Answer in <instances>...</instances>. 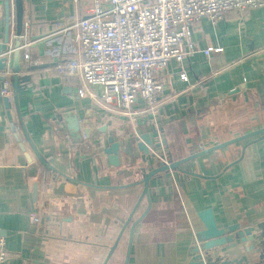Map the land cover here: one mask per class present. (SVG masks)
I'll list each match as a JSON object with an SVG mask.
<instances>
[{"label":"crops","instance_id":"0c3cea01","mask_svg":"<svg viewBox=\"0 0 264 264\" xmlns=\"http://www.w3.org/2000/svg\"><path fill=\"white\" fill-rule=\"evenodd\" d=\"M92 7L91 0H23L20 44L29 47L27 60L19 49L20 62L35 69L22 73L30 81L18 95L20 114L11 97L7 109L0 96V237L8 252L1 264H102L143 191L137 182L146 165L135 136L164 139L167 147L153 152L169 153L175 162L264 127V8L195 23L191 39L198 51L154 73L162 95L153 112L138 114L132 124L115 102L104 108L78 98L77 79L55 71L76 55L72 26ZM12 10L10 5V44ZM5 24L0 0V42ZM209 47L221 51L206 56L202 51ZM144 108L137 100L135 110ZM67 113L90 129L88 138L68 134L60 120ZM109 136L119 144L118 166L103 152ZM250 141L184 163L180 168L188 175L169 171L152 178L107 264H123L130 227L143 214L132 231L128 264H186L194 234L204 229L198 213L208 209L219 228L237 224L260 233L264 137ZM32 146L55 172L39 162ZM148 158L154 168L160 161ZM242 252L235 241L219 253L235 258Z\"/></svg>","mask_w":264,"mask_h":264},{"label":"built area","instance_id":"2783aa9c","mask_svg":"<svg viewBox=\"0 0 264 264\" xmlns=\"http://www.w3.org/2000/svg\"><path fill=\"white\" fill-rule=\"evenodd\" d=\"M91 1L92 13L72 26L76 55L57 63L55 71L77 79L78 98L88 97L93 106L104 108L115 102L132 124L138 114L153 112L162 95V83L154 73L171 60L181 63L198 51L191 39L195 23L202 19L213 23L233 11L264 8V0ZM28 47L29 43H24L19 48L26 60ZM220 51L209 47L202 52L210 56ZM5 76L0 94L9 99V73ZM180 79L186 80L184 72ZM139 99L145 104L141 111L135 110ZM30 220L38 223L39 218L32 214ZM7 259L5 240L0 237V264Z\"/></svg>","mask_w":264,"mask_h":264},{"label":"water","instance_id":"95a60500","mask_svg":"<svg viewBox=\"0 0 264 264\" xmlns=\"http://www.w3.org/2000/svg\"><path fill=\"white\" fill-rule=\"evenodd\" d=\"M10 5L12 6V17H13V42L12 44L9 43V34H10ZM4 7H5V29L2 40L0 42V72L6 73V65L9 60L11 59L9 64V77L8 81L11 86V98L14 100L17 112L18 110V95L20 92L26 90V85L30 81V76L26 74H22L23 71L29 72L30 70H34V67L28 66L23 69V66L20 62V40L25 35L24 30V22H23V0H4ZM12 47V49L10 48ZM12 55H7V53ZM8 67V66H7ZM0 75V82L5 81V75ZM1 96V94H0ZM5 107L8 109V98L3 97ZM7 116L10 118L9 110L7 111ZM67 124L68 134L72 137H76L78 141L80 139L86 137L88 138V134L90 129L89 128H81V125L78 123L76 116L72 115L71 113H67L62 116V119ZM146 122V119L138 120V125H142ZM85 125L90 124L88 121L83 122ZM84 125V126H85ZM153 132L155 131L154 128ZM103 130V129H102ZM161 132V128L157 129ZM264 137V127L253 132L244 134L237 138L231 139L229 141L215 144L211 148L204 149L201 152L195 153L191 156L183 158L182 160L173 161L169 153L164 155L158 156L153 152L155 149L164 146L167 147L166 141L161 139L160 142L153 143L150 134L148 133H141L133 138L135 146L137 150L142 153V159L145 162L146 168L141 170V179L138 184H143V191L140 195L137 204L135 205L134 209L130 213L129 217L127 218L125 224L123 225L122 229L120 230L119 234L117 235L114 244L109 248L108 254L103 261L102 264H107L109 259L111 258L112 254L118 247V243L128 226L130 220L132 219L135 209L137 208L138 204L142 200L144 196H147L148 193V184L149 181L154 178L155 176L159 175L160 173H167L169 171H177L181 174L188 175L187 172L183 171L180 167L184 163L194 160L200 156L206 155L208 153L220 150L225 148L229 145L236 144L239 142L251 140H259ZM253 139V140H252ZM251 141L249 143H251ZM108 147H106L103 152L107 155V159L110 165L118 166V151H119V144L118 142L114 141L112 136H109L107 139ZM33 152L39 162L50 172H55L54 168L49 165L46 160L40 155L38 151L32 146ZM157 158L160 161L158 162L157 166L154 168L150 166L149 158ZM193 175V174H189ZM182 180V177H181ZM145 214L139 217L138 220L133 222L129 230V240L128 245L126 248L125 258L123 264H128V258L130 254V247H131V239H132V231L135 225L144 217ZM198 217L200 218L204 229L198 231L193 236V243L188 251L189 260L186 264H264V224L261 225L260 233H257L251 227L241 229L239 225L235 224L226 228H219L215 222L213 213L211 210H204L198 213ZM239 242L241 244L242 253L240 256L235 258H230V256L221 255L219 252L222 249H228L230 244L233 242ZM232 253V252H231Z\"/></svg>","mask_w":264,"mask_h":264}]
</instances>
